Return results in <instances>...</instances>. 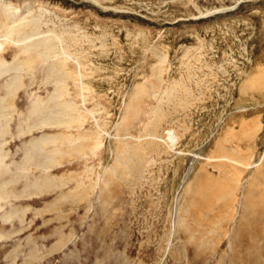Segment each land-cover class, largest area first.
Returning a JSON list of instances; mask_svg holds the SVG:
<instances>
[{"label":"rangeland","instance_id":"374dc122","mask_svg":"<svg viewBox=\"0 0 264 264\" xmlns=\"http://www.w3.org/2000/svg\"><path fill=\"white\" fill-rule=\"evenodd\" d=\"M0 264H264V0H0Z\"/></svg>","mask_w":264,"mask_h":264}]
</instances>
